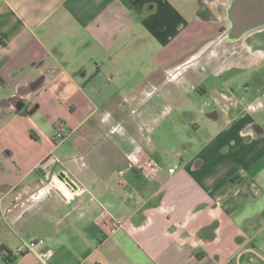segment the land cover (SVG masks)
Segmentation results:
<instances>
[{"label":"crops","instance_id":"0c3cea01","mask_svg":"<svg viewBox=\"0 0 264 264\" xmlns=\"http://www.w3.org/2000/svg\"><path fill=\"white\" fill-rule=\"evenodd\" d=\"M230 1L0 0V248L264 260V29L229 40ZM48 156L63 164L44 178Z\"/></svg>","mask_w":264,"mask_h":264},{"label":"built area","instance_id":"2783aa9c","mask_svg":"<svg viewBox=\"0 0 264 264\" xmlns=\"http://www.w3.org/2000/svg\"><path fill=\"white\" fill-rule=\"evenodd\" d=\"M71 134H72V129L68 125L64 123H60L56 126L53 140L56 143H62L63 141L67 140ZM131 161L134 168L146 173L151 172L156 165L154 159L145 152L134 154L131 157ZM62 164L63 162L60 158L56 156H48L46 157L45 160H43L40 163V165L38 166V170L42 172L44 178H50L53 175V168L57 165H62ZM174 170L175 169H171L170 172L172 173L174 172ZM36 246H37L36 242H26L21 247L17 248L14 251V254L21 255V254L34 253L38 258V264H51V260L53 258V251L47 249L41 252H36L35 251Z\"/></svg>","mask_w":264,"mask_h":264},{"label":"water","instance_id":"95a60500","mask_svg":"<svg viewBox=\"0 0 264 264\" xmlns=\"http://www.w3.org/2000/svg\"><path fill=\"white\" fill-rule=\"evenodd\" d=\"M228 39L241 41L247 35L264 29V0H231L226 11ZM65 177V174L62 175ZM71 186L75 183L67 178Z\"/></svg>","mask_w":264,"mask_h":264},{"label":"trees","instance_id":"16d2710c","mask_svg":"<svg viewBox=\"0 0 264 264\" xmlns=\"http://www.w3.org/2000/svg\"><path fill=\"white\" fill-rule=\"evenodd\" d=\"M0 255L4 258L7 264H17L19 257L24 256L25 254L15 255L13 251L5 247H1Z\"/></svg>","mask_w":264,"mask_h":264},{"label":"rangeland","instance_id":"374dc122","mask_svg":"<svg viewBox=\"0 0 264 264\" xmlns=\"http://www.w3.org/2000/svg\"><path fill=\"white\" fill-rule=\"evenodd\" d=\"M263 57H264V55H263ZM242 260H243V262H244L245 264H248L249 261H253V264H264V260H263V258H261V257L250 258V257L246 256V257H243ZM235 262H236V261H235ZM237 263H238V262H237Z\"/></svg>","mask_w":264,"mask_h":264}]
</instances>
